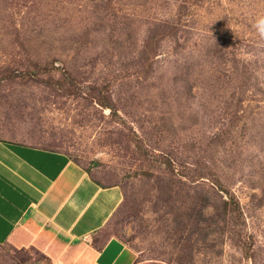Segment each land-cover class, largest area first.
Wrapping results in <instances>:
<instances>
[{"label":"rangeland","instance_id":"rangeland-1","mask_svg":"<svg viewBox=\"0 0 264 264\" xmlns=\"http://www.w3.org/2000/svg\"><path fill=\"white\" fill-rule=\"evenodd\" d=\"M261 15L264 0H0V140L118 186L108 230L136 264H264ZM0 264L51 263L0 245Z\"/></svg>","mask_w":264,"mask_h":264},{"label":"crops","instance_id":"crops-1","mask_svg":"<svg viewBox=\"0 0 264 264\" xmlns=\"http://www.w3.org/2000/svg\"><path fill=\"white\" fill-rule=\"evenodd\" d=\"M122 201L68 154L0 140V245L36 249L51 264H136L108 230Z\"/></svg>","mask_w":264,"mask_h":264},{"label":"clouds","instance_id":"clouds-1","mask_svg":"<svg viewBox=\"0 0 264 264\" xmlns=\"http://www.w3.org/2000/svg\"><path fill=\"white\" fill-rule=\"evenodd\" d=\"M253 27L255 28L259 38L261 40H264V15H261L256 19V22Z\"/></svg>","mask_w":264,"mask_h":264},{"label":"trees","instance_id":"trees-1","mask_svg":"<svg viewBox=\"0 0 264 264\" xmlns=\"http://www.w3.org/2000/svg\"><path fill=\"white\" fill-rule=\"evenodd\" d=\"M231 200V199H230ZM233 201V200H232ZM236 206H237V208H238V205L236 204V202L234 203ZM225 205L227 206V205H229V202H225Z\"/></svg>","mask_w":264,"mask_h":264}]
</instances>
